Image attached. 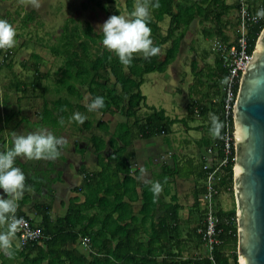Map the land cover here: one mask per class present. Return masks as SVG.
<instances>
[{"label": "trees", "instance_id": "1", "mask_svg": "<svg viewBox=\"0 0 264 264\" xmlns=\"http://www.w3.org/2000/svg\"><path fill=\"white\" fill-rule=\"evenodd\" d=\"M135 2L125 0L128 15ZM244 2L251 15L264 8V0ZM159 3L161 6L152 11L148 25L154 46L161 49L158 56L145 59L142 55H134L132 65L124 66L102 45V31L95 30L90 21L79 23L74 18H67L61 25L58 42L43 47L61 60L60 75L52 87L45 82L49 70H43L44 59L38 50L34 48L26 58L19 60L21 70L29 72V77L14 74V78L8 81L7 88L16 94V108H11L10 96L3 92L5 113L0 124V151L11 146L10 137L20 125L26 128L48 127L56 136L65 131L71 135L82 133L87 145L81 144L79 139L74 142V150L80 154L82 162L78 168L81 180L72 190L80 193L83 199L71 196L61 201L63 212L53 214V199L49 194L55 177L48 172L46 178L37 180L17 158L15 166L24 172L25 183L35 196L29 192L24 194L18 202L16 215L29 217L34 225L41 228L43 235L24 246L13 243L14 258L10 259L0 251V264H238L235 206L224 209L217 201L219 242L213 245L210 253L201 233L205 228V206L201 198L206 177L203 166L208 164L213 168L222 157L219 138L209 134L212 140L207 138L203 144L202 174L197 178V192L192 195L186 214L181 213L184 206L178 195L166 193L165 186L159 197L154 199L150 188L151 182L156 180H137L140 169L133 164L137 163L134 149L137 138L163 136V141L169 144L173 124L186 122V117H170L164 108L147 105L146 95L141 91L144 75L167 69L176 59L185 34L195 20L201 24L209 23L207 28L203 27L205 36H216L222 41L234 40L238 34L240 1L159 0ZM233 10H236L237 17L235 35L230 39L226 32L229 23L226 16ZM2 17L8 21L10 10H5ZM165 17L168 23L163 30L161 23ZM263 26L264 20L248 23L246 40L249 53H252ZM19 38L21 35L17 33V41ZM23 47L24 40L9 49L8 57L0 63V71L5 68L13 74L16 53ZM207 54L209 51L203 58ZM205 64L206 79L194 81V90L199 92L200 98H194L187 104L188 116L197 114L203 118L214 113L222 121L223 79L227 70L216 51L213 62L206 61ZM194 72L197 74L198 71ZM239 80L240 76L234 83L235 97ZM201 86L205 90L199 91ZM30 95L40 100L39 108L32 109L36 118L30 117L29 107L25 111L20 108ZM97 96L104 98L105 106L89 112L88 105ZM144 107L146 109L143 110ZM75 113L87 117L83 124L71 119ZM115 115L123 116L124 120L115 119ZM61 118L63 125L59 123ZM209 147H213L215 153L208 154ZM89 149L96 158L94 168L86 167L84 162ZM232 156H235L234 148ZM165 161L159 160L160 176L163 175L160 180H167L168 175L174 178L181 175L177 160L174 166ZM233 166L234 159H231L218 173L215 200L221 192L233 193ZM166 170L168 173H164ZM44 185L47 189L50 187L49 192L42 191ZM27 202L31 204L32 216L21 208ZM4 228L0 226V231ZM84 237L89 239L87 246L81 241Z\"/></svg>", "mask_w": 264, "mask_h": 264}, {"label": "rangeland", "instance_id": "2", "mask_svg": "<svg viewBox=\"0 0 264 264\" xmlns=\"http://www.w3.org/2000/svg\"><path fill=\"white\" fill-rule=\"evenodd\" d=\"M229 2L233 0H228ZM41 7L39 9H34L31 5L25 3L21 4L20 0H0V19H4L2 14L5 10H10L11 17L8 19V22L13 25L16 29L17 33H20V40H24V47L17 51L16 53V63L13 67V74H11L7 69L3 68L0 71V124L2 123L3 116L5 113V106H3V92H7L9 94V105L11 108H16V94L13 89H8L7 84L11 78H14V74L20 77H29V72H23L21 70V66L19 65V60L22 58H26L29 53L34 50H38L43 55V70H49V77L45 80L49 87L54 85L56 78L60 75V64L61 60L53 56V54L43 48L44 45H50L58 42L59 35L61 31V25L67 18H74L76 22L84 23L85 21H90L95 30L101 31L98 26L102 25L110 16L112 15H124L128 16L126 12L125 0H39ZM117 10V13H116ZM237 12L233 10L230 14L226 16L229 21L228 26L226 27V32L230 36V39L234 38L235 35V22H236ZM25 21V22H23ZM168 23V18L165 17L163 22L161 23L163 30H165ZM209 23L201 24L198 20H195L191 23L188 31L185 34V37L181 43V47L176 59L169 64L167 69L163 72L160 71H152L148 72L144 75V81L141 84V91L146 95V103L149 106H155L157 108L162 107L165 109L167 115L170 117H186V122H175L172 126L173 132L169 134L170 139L175 137V140H172L170 147V152H163L164 155H161V158L171 160V153L180 154L181 151L185 152V144L183 143L184 137L195 138L201 137L204 134L203 129H192L189 130V133L183 132L184 124H200L203 119L196 115L188 118V110L187 104L194 98L198 97L199 92H195V83L197 78L200 81L206 79L205 71L206 69V61L211 59V63L213 62L214 49L213 42L217 38L216 36H205L203 34V27L207 28ZM19 41V40H18ZM20 41V42H21ZM39 45V46H38ZM42 47H41V46ZM36 46V47H35ZM22 50V51H21ZM209 51V54L205 58H203L204 54ZM216 55V54H215ZM198 71L197 74L194 71ZM199 91H203L204 87H200ZM40 100L32 95L28 98L24 99L21 103L20 108L25 111L27 107L30 108L29 114L30 117L36 118L34 116L33 111L39 108ZM33 109V111H32ZM146 107L143 108V110ZM7 111V110H6ZM99 115V114H98ZM104 117H108V115H104ZM115 119L124 120L123 116L115 115ZM14 124V123H13ZM38 128H29L24 126H19L15 131L17 134L27 135L29 132L35 131ZM47 128L52 133L48 127ZM56 134V133H55ZM82 133H76V135H71L69 133L62 132L58 133V137H64L68 146L65 151L69 150L72 154L71 162H66V168L68 166V170L63 173L66 174L65 177L62 175V179L59 181L57 178L54 179L53 187H55L56 193L55 195L59 198H64L68 193V188L71 184L74 183V179L72 176L74 171V164L80 163V154L73 151V143L76 137L79 139L81 144H86V140ZM107 137V136H106ZM105 137V138H106ZM74 138V139H73ZM157 142H162L161 144L165 147V142L163 141V136H154ZM12 141V135L10 137ZM144 139H137L136 143L139 145L138 153L140 152L141 141ZM160 144V145H161ZM188 144V143H187ZM190 145V144H189ZM182 146V147H181ZM189 148L196 152L195 157V165L200 162V153L201 151L195 145H190ZM189 150V152H191ZM202 150V149H201ZM89 154L84 159L85 163H89V168L94 166L95 155L89 149L87 151ZM77 153V154H76ZM76 155V158H75ZM160 156V155H159ZM60 161L63 157H59ZM57 159V164H60ZM31 164L35 169V178L40 180V177L46 178L48 175L47 167L45 166L44 161H31ZM53 166V165H52ZM42 167H46L43 170ZM47 173V174H46ZM46 181V180H45ZM184 186L186 190L190 186L187 183L179 184V191L184 192ZM181 192V193H182ZM179 194V201L183 203L184 209L182 210V214H186L189 206L192 203V199H184L181 198L183 195ZM224 209H229L235 206L234 201V193L221 192L220 195L216 199V203ZM29 205L25 206L27 209ZM55 213L58 209L55 205L54 207ZM28 210V209H27ZM64 208L60 212H63Z\"/></svg>", "mask_w": 264, "mask_h": 264}, {"label": "clouds", "instance_id": "3", "mask_svg": "<svg viewBox=\"0 0 264 264\" xmlns=\"http://www.w3.org/2000/svg\"><path fill=\"white\" fill-rule=\"evenodd\" d=\"M21 4H29L34 9H39V0H20ZM159 0H136L133 10L128 16L112 15L102 25L98 26L103 34L102 45L111 53L116 55L119 62L127 67L132 65L134 55H142L145 59L158 56L161 49L154 46L151 38V28L148 26L152 19V11L160 8ZM253 23L264 20V8H259L253 16ZM17 31L6 19H0V50L7 51L18 45L16 39ZM211 62V59L209 60ZM105 106L104 98L97 96L89 105L88 111L94 112ZM83 124L86 116L75 113L71 118ZM211 127L210 134L214 138H222L224 127L222 121L214 113L209 114ZM64 124L63 118L59 121ZM68 142L64 137H57L47 128H38L27 135L12 133L11 146L5 151H0V189L7 198L0 196V226H5L0 231V251L10 259L15 256L13 240L17 232L24 224L22 218L16 213L19 208V200L25 191H31L26 185L24 172L15 166L17 158L26 161L58 159L62 150L66 149ZM146 169L140 167V175L137 180H143ZM163 190L159 181H152L150 191L154 199L158 198Z\"/></svg>", "mask_w": 264, "mask_h": 264}, {"label": "water", "instance_id": "4", "mask_svg": "<svg viewBox=\"0 0 264 264\" xmlns=\"http://www.w3.org/2000/svg\"><path fill=\"white\" fill-rule=\"evenodd\" d=\"M238 264H264V26L233 105Z\"/></svg>", "mask_w": 264, "mask_h": 264}, {"label": "built area", "instance_id": "5", "mask_svg": "<svg viewBox=\"0 0 264 264\" xmlns=\"http://www.w3.org/2000/svg\"><path fill=\"white\" fill-rule=\"evenodd\" d=\"M240 1V8L238 12L239 23H238V34L234 40L222 41L216 38L213 42V49L218 53L223 65L227 70V74L223 79V118L222 122L224 127L222 129L220 140V149L222 157L217 161L213 168L210 165L205 164L203 168L206 170L205 177V189L201 195L202 202L205 206V228L202 230V239L208 248V251L212 250L213 245L219 242L218 229L216 228L217 216H216V200L215 195L217 194V183L218 173L225 166L229 160L234 159L233 148H234V125L231 122L233 116L232 110L235 103V92L234 83L242 71L245 69L248 61L251 59V54L247 50L246 40V29L249 22H253V16L248 11L247 4L244 0ZM256 23V22H255ZM10 50H0V63L8 57ZM233 119V117H232ZM208 154H213L214 148L209 147L207 149ZM22 218L24 224L21 226L16 234L18 243L20 246L37 241L42 237V230L39 226L34 225L29 217L18 216ZM83 245L87 246L89 239L87 237L82 238Z\"/></svg>", "mask_w": 264, "mask_h": 264}, {"label": "crops", "instance_id": "6", "mask_svg": "<svg viewBox=\"0 0 264 264\" xmlns=\"http://www.w3.org/2000/svg\"><path fill=\"white\" fill-rule=\"evenodd\" d=\"M18 40L21 41L20 38ZM204 90H205V87H204ZM197 98L199 99L200 96L198 95ZM214 99L215 98H213V100ZM209 114L210 113H208V115L206 114L205 117H203V118L201 117L203 119V121L200 124H195V125L188 124V123L184 124L183 132L189 133L188 131L192 130V129H195V130L203 129L205 132L202 135V138L201 137H197V138H195L194 142H193L194 138L191 139V137H184L183 143L185 144V146H187L185 148V152L181 151L180 154H178V153L176 154V153L173 152V153H171L172 155H170L171 156V160L166 159L165 162L172 163L173 166H174V162L177 160V163H178L177 166L179 165L178 167L180 169L179 174H181V175L177 176L176 178H174V176H171V175L167 176V174H166L167 180H169V183H168V181L166 179L164 180V178H163V180H160L161 177H163V175L160 176L161 175V173H160L161 168H160L159 160H161V159L163 160L164 156H163V158H161V155H164L163 152H165V151L170 152V147L172 146L171 142H172V140H175V137H172L171 139H169L170 140L169 144H167L164 141L165 142V147H164V145L161 144L162 142H157L154 137H151V138H148V139H144L143 141L140 142L141 145L142 144L144 145V147L141 146V149H140V152H142V153H138V150H139L140 146L137 145V143H136V140L140 139V138H137L134 141V149H135V151L137 153V163L133 164V167H137L139 169H140V167H144L147 170L143 181H152V180L159 181V182H161V184L163 186L166 187V189H165V191H167L166 193H168V192H169V194H174L175 193L178 196L182 192V191L180 192L179 189H178L179 184L183 185V183H187L190 186L188 187L187 190H186V187L184 186L183 190H185V191L181 193V195H183L181 198L192 199V195L197 192V187H196L197 178L199 177V175L202 174L201 162H202V156H204L203 154H204V151H205V147L203 146V144L207 140L208 141L212 140V138L208 137L209 134H210L208 131H209L210 127H211ZM193 116H195V114L191 115V116H188V118L190 119ZM74 138H75V140L77 139L76 137H74ZM75 140H74V142H75ZM189 144L197 146L198 149L201 151V153H200V159L201 160H200L199 164H197V165H195L196 152H194L193 150H191L189 148V146H190ZM189 150H191V152H189ZM73 151H75L74 150V143H73ZM70 153L71 152L69 150H67V151L62 150L61 157H63V159L60 161V159L58 158L59 159L58 162L60 164H57V165H56L57 159L55 161H52V163L48 162V160H42V161H44L45 166L47 168L46 167H44V168L42 167V169H40V170H43V169L46 168L48 170L47 172H49L50 175H52L55 178H56V175H57V178L60 181L62 179L63 173L68 170V166L66 168V162H71L72 154H70ZM88 154L89 153L87 152L84 155V159H86V156ZM75 158H76V155H75ZM20 160L23 163L24 167H26V170H27L28 173H34L35 174V170L39 171L38 169L34 168V166H33L34 163H31V161H26V160H24L22 158H20ZM95 161H96V158H95ZM31 164H33V165H31ZM81 164H82L81 161H80L79 165H78V163L74 164V167H73L74 173L72 175V176H74L73 177L74 183L69 186L68 193L66 194V196H64V198H59L58 196L55 195L56 190H55V187H53V183H55V182L52 183L51 190H50V187L48 189L46 188V186H45L46 183H45L44 188L42 189V191L43 192H47V191L49 192V190H50L49 198L53 199V210L55 211V209H54L55 205L57 206V209H58L53 214H57V213H59L62 210L63 207L61 205V201L67 200L71 196H78L80 200L83 199V196L80 193L75 192V191L72 190V187H74V186H76V185H78L80 183L81 176L78 173V168H79V166ZM85 165H86V167L89 168V166H88L89 163H85ZM94 167H95V162H94V166L92 168H94ZM55 172H56V175H55ZM164 173H168V171L166 170ZM65 175L66 174H64L63 176L65 177ZM27 192H29L31 195L35 196V193L33 192L32 189H31V191H25L24 194H26ZM0 196H4V198H7L6 194L3 193L2 189H0ZM166 198L168 199L167 195H166ZM29 204L30 203L27 202L21 208L23 210L27 211V213L30 216H32L34 214H33V210L31 209V206H29L27 208L28 210L25 209V206L29 205ZM13 243L14 244L18 243L17 237H15V239L13 240Z\"/></svg>", "mask_w": 264, "mask_h": 264}]
</instances>
